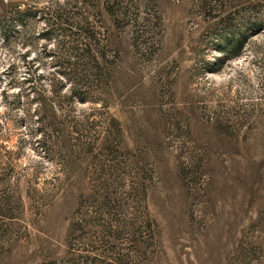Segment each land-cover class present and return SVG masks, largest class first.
<instances>
[{"label":"rangeland","instance_id":"rangeland-1","mask_svg":"<svg viewBox=\"0 0 264 264\" xmlns=\"http://www.w3.org/2000/svg\"><path fill=\"white\" fill-rule=\"evenodd\" d=\"M0 264H264V0H0Z\"/></svg>","mask_w":264,"mask_h":264}]
</instances>
